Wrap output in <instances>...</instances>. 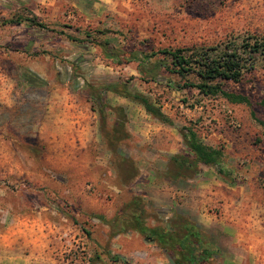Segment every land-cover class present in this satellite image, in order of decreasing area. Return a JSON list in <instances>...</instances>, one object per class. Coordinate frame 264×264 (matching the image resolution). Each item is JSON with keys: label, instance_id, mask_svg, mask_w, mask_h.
I'll return each instance as SVG.
<instances>
[{"label": "rangeland", "instance_id": "rangeland-1", "mask_svg": "<svg viewBox=\"0 0 264 264\" xmlns=\"http://www.w3.org/2000/svg\"><path fill=\"white\" fill-rule=\"evenodd\" d=\"M30 12L49 30L6 23ZM86 32L97 42L126 49L139 42L157 49L264 36V0H0V235L10 231L14 216L34 214L39 205L52 203L72 216L62 220L69 225L67 264H174L136 231L109 237L108 226L97 218L112 217L137 195L149 225L172 230L180 216L196 224L214 248L206 264H264V106L258 104L264 100V59L241 82L227 83L257 103L252 115L245 104L200 98L193 88L172 89L167 81L174 76L144 81L136 62L114 63ZM26 71L49 83L28 84L22 76ZM58 72L60 78L78 75L76 92L89 113V85L124 83L158 98L176 126L109 92L104 115L96 111L95 122L91 120L95 126L84 157L62 160L61 152H76V145L52 143L44 120L50 90L72 88L75 82L60 85L54 80ZM190 122L204 143L224 147L218 160L223 174L203 163L188 171L175 167L172 155L190 153L179 130ZM164 178L193 188L215 181L225 195L237 197L234 211L227 212L222 199H208L203 212L209 220L203 225L180 207H159L152 192ZM230 224L238 225L239 233Z\"/></svg>", "mask_w": 264, "mask_h": 264}, {"label": "trees", "instance_id": "trees-1", "mask_svg": "<svg viewBox=\"0 0 264 264\" xmlns=\"http://www.w3.org/2000/svg\"><path fill=\"white\" fill-rule=\"evenodd\" d=\"M6 23L26 24L29 27H37L41 30H49L46 23L40 21L33 13L17 14L6 20ZM108 32V30H106ZM106 31H99L104 33ZM65 34L64 31H59ZM66 35V34H65ZM66 37L79 44H84V40L66 35ZM93 42L96 37H91ZM96 43L100 45L104 57L114 63L124 64L136 62L140 78L144 81L166 80L167 76H174L176 80H168V86L175 90L183 88H193L200 98L221 97L230 103L245 104L251 108L253 115L254 105L250 98L240 91L231 90L228 82H241L246 73L251 72L258 61L264 59V36H242L228 38L213 45H191L182 47H165L148 49L143 43L133 44V47L126 49L115 47L109 42ZM86 50L88 45H82ZM77 63L82 60L75 58ZM169 74V75H165ZM58 81L67 80L58 77ZM26 82L32 86H44L45 80L32 71L22 74ZM73 89L77 88L78 75H72ZM79 85V84H78ZM89 87L90 109L97 111L102 117L107 105V93L128 98L140 104L145 112L156 120L176 126L174 120L166 114L158 98L148 93L130 89L124 83H105L99 87ZM79 88V87H78ZM259 106H264V100ZM96 105V109L94 108ZM182 139L190 153L174 154L171 156L175 167L178 170H193L197 163H203L215 167L219 174H223V169L219 166V158L223 155V146H212L204 143L196 127V123L183 124L179 127ZM110 144V143H109ZM111 145V144H110ZM179 174V173H178ZM176 174V176L178 175ZM61 211L58 207H56ZM63 212V211H61ZM64 213V212H63ZM66 214V213H65ZM147 211L140 196H133L126 201L115 214L106 218L97 215V218L105 222L109 228V237L113 238L117 234L127 231H136L145 239L153 241L160 247L174 264H206L214 254V248L205 241L204 234L196 224L184 217H178L179 221L174 222V229H168L163 225H149L146 222ZM66 216H69L66 214Z\"/></svg>", "mask_w": 264, "mask_h": 264}, {"label": "crops", "instance_id": "crops-1", "mask_svg": "<svg viewBox=\"0 0 264 264\" xmlns=\"http://www.w3.org/2000/svg\"><path fill=\"white\" fill-rule=\"evenodd\" d=\"M40 76L47 79L43 75ZM73 79V76L68 75L65 81ZM54 80L57 81L56 78ZM63 82H59L60 85ZM77 90L59 86L50 90L51 98L47 105L49 115L44 123L53 138L52 143L65 142L76 145V152L65 154L60 151L58 158L62 160H79L84 157L85 145L92 137L91 134L89 138V131L92 133L95 126L91 121L95 122V111H87V105ZM149 180L146 181L147 184ZM163 180L161 186L152 187L154 190L151 191L155 196L153 200L159 207H180L185 214L196 217L203 225L208 224L209 220V214L203 212V205L208 199H222L223 208L230 213L234 211L231 210L232 204L237 197L228 193L225 195L221 187H216L218 183L215 181L193 188L167 178ZM190 181L192 180L189 179L188 182ZM67 217L52 203L39 205V210L34 214L14 216L12 226L8 229L10 231L0 235V264H67L64 253L69 225L62 221L67 220ZM228 226L239 233L238 225Z\"/></svg>", "mask_w": 264, "mask_h": 264}]
</instances>
